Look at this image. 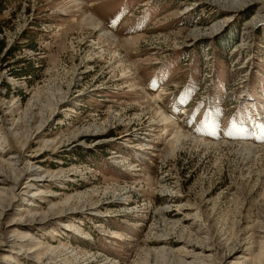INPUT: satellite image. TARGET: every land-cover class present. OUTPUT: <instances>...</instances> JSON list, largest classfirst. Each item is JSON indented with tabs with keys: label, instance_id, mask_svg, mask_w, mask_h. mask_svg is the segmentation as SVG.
<instances>
[{
	"label": "rangeland",
	"instance_id": "374dc122",
	"mask_svg": "<svg viewBox=\"0 0 264 264\" xmlns=\"http://www.w3.org/2000/svg\"><path fill=\"white\" fill-rule=\"evenodd\" d=\"M13 155L48 182L0 264H264V0H0Z\"/></svg>",
	"mask_w": 264,
	"mask_h": 264
},
{
	"label": "bare ground",
	"instance_id": "6f19581e",
	"mask_svg": "<svg viewBox=\"0 0 264 264\" xmlns=\"http://www.w3.org/2000/svg\"><path fill=\"white\" fill-rule=\"evenodd\" d=\"M90 24L98 34H100L103 37H106L107 40L112 39V38L108 37L109 35H107L104 31H102V29L99 27V25L94 20L93 21L90 20ZM160 118H161V122L168 124V121L164 118V116L160 115ZM49 121L50 120H47L42 124L40 123L41 125L38 127L37 132H34V133L32 132L31 135L26 137L27 140L29 141V139L31 140L35 136L36 137L40 136L43 133V131L45 130V128L47 127V124ZM173 130H174L173 131L174 135L172 134L173 138L171 139L170 143H173L175 152L180 150L181 145L185 141H188V142L192 141L196 146H199V145L200 146H209L208 144L202 143L198 140H194L191 137H189V136H187V135H185V134H183L177 130L175 131V129H173ZM166 132H167V130H166ZM28 141H27V143H28ZM16 157H14V155H13V157L8 160L9 164L7 166L5 165L7 167V170L9 172H11L12 178L11 179L5 178L4 180H1V184H0V254L3 251L2 247L5 244H9L12 241V243H14V245H16L18 239H21V238H18L16 240H14V238L11 237L10 234H9L10 236H8V232H7L8 228L10 226H12L11 224H13L15 221H17V220L12 219V218H11V220L9 219L10 220L9 222L6 221L8 219L9 208L15 202L22 199L25 195L30 198V201L28 200L29 202H31V203L34 202V199L37 198V196L39 194V193H37V188H40L39 186L48 182L47 181L48 176H46L44 174V172H42V170L39 166L34 165L31 161H25V160L19 159V158L15 159ZM4 163L6 164V162L1 161L2 167L4 166ZM21 185H23V186L21 187ZM76 211L77 210H72L71 212H76ZM35 217L32 220V222L36 223V224L40 223V222L47 221V219L49 218V217H43V218H40V220H38L37 217L36 218ZM26 219L27 218H22L20 221L26 223L28 221ZM37 220H38V222H36ZM28 222H30V221H28ZM28 254H32V253L29 252Z\"/></svg>",
	"mask_w": 264,
	"mask_h": 264
},
{
	"label": "trees",
	"instance_id": "16d2710c",
	"mask_svg": "<svg viewBox=\"0 0 264 264\" xmlns=\"http://www.w3.org/2000/svg\"><path fill=\"white\" fill-rule=\"evenodd\" d=\"M222 48V47H221ZM33 72H25V73H19V74H16V75H18V77H22V75H25V77H26V75H28V74H32Z\"/></svg>",
	"mask_w": 264,
	"mask_h": 264
}]
</instances>
